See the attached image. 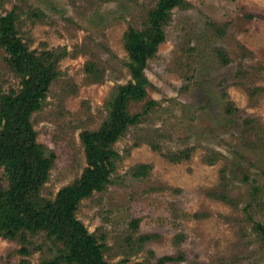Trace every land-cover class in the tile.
I'll return each mask as SVG.
<instances>
[{
  "label": "rangeland",
  "instance_id": "374dc122",
  "mask_svg": "<svg viewBox=\"0 0 264 264\" xmlns=\"http://www.w3.org/2000/svg\"><path fill=\"white\" fill-rule=\"evenodd\" d=\"M160 1L0 0V16L15 12L17 39L54 77L30 118L52 159L32 196L38 209L90 166L83 134L117 121L120 88L137 83L126 35L134 28L150 43ZM162 31L146 96L127 101L114 143L98 142L114 153L108 181L75 218L110 264H264V0H181ZM27 72L0 44V93L18 94ZM1 109L0 133L28 145ZM17 177L0 156V191ZM24 237L0 234V264L52 262L63 247L45 232Z\"/></svg>",
  "mask_w": 264,
  "mask_h": 264
},
{
  "label": "trees",
  "instance_id": "16d2710c",
  "mask_svg": "<svg viewBox=\"0 0 264 264\" xmlns=\"http://www.w3.org/2000/svg\"><path fill=\"white\" fill-rule=\"evenodd\" d=\"M181 0H161L157 10L151 15L157 32L154 38L147 42L140 31L131 28L126 35L127 48L135 67L134 78L137 83H130L120 88L118 101V119L113 121L109 130L86 132L83 138L86 144L90 166L87 168L79 183L61 189L54 202L47 201L46 205L38 209L32 200L34 193L46 182L52 166V159L44 158L42 148L35 141V132L30 122L31 115L42 108L46 99L45 93L53 82V75L33 57L23 43L16 37V14L14 11L0 16L1 46L9 53L12 64L20 70L24 65L29 72L25 74L22 89L18 94L2 95L1 113L4 118L12 121L9 125L19 133L28 134V145H15L13 133L5 130L0 133V156L14 169L18 177L14 179L9 193L0 191V229L5 238L15 240L21 235L45 232L48 237H57L63 247L59 255L52 261L43 264H110L103 255L102 246L87 227L75 218L79 202L89 197L94 190H100L108 181L112 163V150H103L99 141L114 143L122 132V127L129 122L125 110L129 99H143L146 96L144 84L147 82L143 70L148 59L152 57L159 44L164 42L165 34L162 23L166 21L168 12L180 4ZM31 54V55H30ZM48 87V88H47ZM155 102H151L152 106ZM136 116L133 121L137 120ZM9 128V127H8ZM19 166V169L16 168ZM258 228L264 233L261 225Z\"/></svg>",
  "mask_w": 264,
  "mask_h": 264
}]
</instances>
